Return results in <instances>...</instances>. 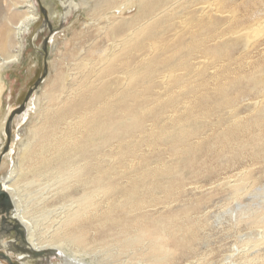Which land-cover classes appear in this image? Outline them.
I'll return each mask as SVG.
<instances>
[{
	"label": "bare ground",
	"instance_id": "bare-ground-1",
	"mask_svg": "<svg viewBox=\"0 0 264 264\" xmlns=\"http://www.w3.org/2000/svg\"><path fill=\"white\" fill-rule=\"evenodd\" d=\"M0 2L15 10L27 3ZM61 4L73 13L66 16L53 6L49 33L85 16L83 29L99 35L103 44L91 52L92 58L84 55L75 65L83 74L58 73L46 95L47 107L35 94L19 113L21 118L33 113V126L20 138L17 159L0 184V206L3 200L6 204L0 207V228L23 235L18 241L31 250L7 239L0 251L20 249L24 263L58 254L66 264H88L69 255L66 247L87 255L91 245L102 243L97 247L104 248V260L89 264H116L115 258L140 248L146 250V264H214L209 258L216 252L203 248L202 225L192 211L157 217L146 198L161 196L160 189L163 197L181 194L186 176L200 175L196 170L211 157H218L223 167L228 158L237 160L246 152L255 163L264 162V0ZM28 11L23 27L5 24L16 38L38 18L35 6ZM12 44L4 40L3 51L17 46ZM19 45L0 59V114L3 73L20 61L25 45ZM113 147L119 150L121 171L114 165ZM128 157L134 161L126 173ZM247 175L224 184L238 192ZM48 181L52 186H43ZM35 184L39 188L32 191ZM56 198L63 202L59 211L50 209ZM38 210L44 211L42 235ZM261 238L254 248L236 249L219 264H241V257L242 264H264Z\"/></svg>",
	"mask_w": 264,
	"mask_h": 264
},
{
	"label": "rangeland",
	"instance_id": "rangeland-1",
	"mask_svg": "<svg viewBox=\"0 0 264 264\" xmlns=\"http://www.w3.org/2000/svg\"><path fill=\"white\" fill-rule=\"evenodd\" d=\"M61 1L62 0H26L27 3H19L18 9L16 10L14 7L5 9L0 2V59L5 58L8 54L15 53L20 46L19 44L25 45V50L22 53L20 61L14 63L15 65H9L5 68L3 73V77L6 81V89L3 94V109L0 114V165L2 167L0 169V184H2L5 177L10 174L12 161L15 162L17 159L16 155L19 149L20 138L25 139L26 135H29L28 131L33 126L31 123L34 118L33 113L31 117L21 118V115L15 111L26 106L35 94L41 99L42 106L44 108L47 107L49 104L46 105V100L48 99L46 95L52 90V83L58 76V73L65 74L75 72L77 74H83L85 71L76 69L75 65L80 59H83L84 55L88 58H92L91 52L101 50L102 48L103 41L99 35L94 32L87 33V31L83 29L86 23H88V18L85 16H82L80 20H78L79 22L74 26H72V22H70L64 27L58 26L54 33H49L47 28L52 17L51 12L53 6H55L54 9L56 8L58 13H65L66 16L70 15L71 17L73 13V8L69 9L67 12L65 6L61 4ZM88 1H94L95 3L98 0ZM32 5L37 9L38 18L33 24L31 23L28 31L20 33L21 35L16 38L14 32H12L13 27H6L5 24L11 21L14 27H23L25 16L29 12V7ZM80 9L81 8H79L78 11ZM81 13L82 11L79 12L80 15ZM29 15L32 14L30 13ZM54 19L57 20L56 16ZM8 34L10 37H8ZM6 39H11L13 42L12 45H17L12 46L9 53L3 51L4 40ZM39 81L45 83H43V85L41 83L36 89V84H38ZM57 90H60V87H58ZM31 91H33V93L30 96ZM25 111L26 109L20 112V114L23 115ZM244 112L242 110L241 114ZM245 114L247 115V113ZM12 115L14 119L15 117L19 119L10 124L9 121L13 119ZM8 123L11 125L9 130L10 137L7 134ZM142 148V151L145 149L144 152L147 150L145 146ZM112 151L113 158L115 159L114 165L116 168L119 167L121 171V166L117 160V153L119 150L113 147ZM153 157L155 162L157 160L156 158H158V154H155ZM163 158L167 159L170 158V156L165 155ZM251 158L252 156L248 152L237 157V160L236 158L233 160L228 158L227 164L229 165L225 167L221 166L218 157L209 158L204 166L196 170V173L200 175L194 174L195 177L186 176L187 179L184 180L186 187L185 190L182 188L181 194L173 192L171 196L163 197L164 189H160L159 192L161 196L146 198V201H149L147 204L151 206V214L157 217H167L175 213H187L192 211V217L198 219L202 225L203 248H206L207 245L209 249H214V252H216L209 258V261L212 263L214 262V264L216 262L219 264L222 260L224 261V259L229 257L232 251L236 249L243 250L246 248H254L256 243L262 239L261 236L263 237L264 235V162L258 160L255 163ZM126 161L123 172L129 173L132 169L134 159L128 157ZM232 161L237 163H232ZM186 172L187 171H184V174ZM241 173L248 174L249 176L247 175L248 177L245 179L244 183H240L241 185L239 186L241 187L238 192L233 191L231 187L224 184L226 181L238 179L239 176L242 175ZM184 176L183 178H185ZM48 182L43 186H52L53 182ZM35 185L34 188L32 187V191L38 190V184ZM46 191L47 190H45V192ZM2 202L0 207L6 206L4 200ZM62 204L63 202L61 199L59 200L56 198L53 203H50V209L59 211V209L63 207ZM7 210H9V215H14L13 209ZM38 211L36 217L40 218L44 214V211ZM42 217L38 222L42 225L40 227V234L44 232L43 229H46V226L43 225L44 219H42ZM5 229L2 228L0 230V243L2 246L6 244L5 240L8 239L7 242L18 244L19 247L22 246L20 249L26 252L31 250V246L27 244L25 245L26 247L24 246L23 248V244L18 241L23 235L13 230H9V232ZM120 238L124 237H116L110 240L117 241ZM95 239L99 240L98 235H96ZM98 245H102V243H94L91 245L89 247L91 250H88L91 254L88 253L87 255H85L83 251L75 252L80 250V248L76 250V247L72 248L68 246L64 249L73 258L75 256V259H83V261H86L88 264L98 263L104 260L103 258L105 257L104 248L102 250L97 247ZM20 249L11 247L8 250L9 252L1 249L0 264H66V261L62 260L58 254H56L58 257L48 256L47 258L46 256V258L43 259L35 258L24 263L20 260L19 255H21V252H18ZM132 251H128L125 256L115 258L113 262L115 261L116 264H130V262L126 263V259H128L134 263L146 264L147 261L144 258L148 259V257L144 255L146 252L145 249L140 248L138 251H134L133 249ZM111 253L113 255L117 254V248H115V250L112 249ZM1 255L9 257L10 262L3 259ZM177 256L179 257V254ZM242 258L243 257H241V259L239 258V263L241 264L244 261H240ZM175 264L186 263H177L176 260Z\"/></svg>",
	"mask_w": 264,
	"mask_h": 264
},
{
	"label": "water",
	"instance_id": "water-1",
	"mask_svg": "<svg viewBox=\"0 0 264 264\" xmlns=\"http://www.w3.org/2000/svg\"><path fill=\"white\" fill-rule=\"evenodd\" d=\"M42 81H43V80H42ZM42 81H39L38 84H36V89H37L38 85H40V84L42 83ZM32 93H33V91H31L30 96H31ZM24 109H25V106L21 107L19 110L15 111V112L20 113V112L24 111ZM15 112H14V113H15ZM14 113H13V115H14ZM13 115H12V116H13ZM9 130H10V128L8 129V127H7V132H8L7 134H8V136H9ZM9 137H10V136H9ZM1 257H2L3 259H5L6 261L10 262L9 257H7V256H2V255H1Z\"/></svg>",
	"mask_w": 264,
	"mask_h": 264
}]
</instances>
